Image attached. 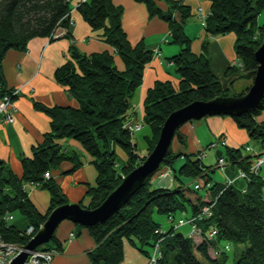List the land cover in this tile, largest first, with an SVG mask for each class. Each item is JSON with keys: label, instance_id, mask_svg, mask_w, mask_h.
Listing matches in <instances>:
<instances>
[{"label": "trees", "instance_id": "trees-1", "mask_svg": "<svg viewBox=\"0 0 264 264\" xmlns=\"http://www.w3.org/2000/svg\"><path fill=\"white\" fill-rule=\"evenodd\" d=\"M135 1L146 5L151 18L167 23L169 33L165 40L180 47L179 54L169 59L176 67L179 84L158 81L147 92L143 102L144 126H149L158 137L167 117L192 102L242 96L249 90L233 93L224 89L210 67L206 47L202 54L192 52V40L184 30L186 21L194 15L191 6L181 1L164 0L169 8L163 11L157 4L160 0ZM208 1L210 9L206 19H200L199 8L202 6L197 7L195 16L204 24L209 36H236L235 52L242 66V78L253 83L258 69L255 52L262 44L256 39V28H264V24L258 25L264 0ZM73 2L0 0V102L13 91L7 88L3 70L7 53L11 50L25 51L28 43L36 38L53 40L59 28L69 30L74 24L71 17L74 9L93 31H100L104 42L114 49V53L85 55L72 44L70 59L56 69L55 79L75 99L77 107L49 108L35 102L34 108L50 118V132L43 136L41 144L32 148L31 157L21 158V177L0 159V232L6 242L22 247L31 240L25 234L28 227H34L37 232L47 219L30 199L27 187L46 190L53 210L68 201L52 173L64 163L71 165L68 174L83 165L79 154L66 150L63 142H78L93 159L91 163L97 171V180L96 186H88L91 202L87 209L102 204L122 179L141 164L137 161L138 149L129 128L134 124L130 122L131 118L136 122L139 120L131 100L142 86L147 65L159 56L160 49L153 52L143 40L136 44L129 40L122 26L124 8L113 0ZM66 37L71 39V33ZM115 56L120 58L124 70L116 65ZM16 97L12 100L15 101ZM262 116L264 99L249 113L233 118L252 141L259 143V148L255 149L258 156L248 152L244 154L241 148L212 143L206 149L213 144L217 145L214 148L221 149L213 167L203 162L205 149L196 154L176 156L171 148L164 165L178 186L173 189L153 187L152 177L119 212L106 222L86 229L95 242V248L88 253L89 264H121L126 244L143 253L147 258L146 264L156 246L155 264H227L233 245L238 247L234 264H264V178L260 175L262 168L258 172L251 169L255 160L264 154ZM183 143L186 145V140ZM243 148L246 151V147ZM121 153L128 156L127 163L122 160ZM219 159L225 160L223 173L226 179L222 184H214L213 174L221 170ZM176 164H179L177 169ZM230 166L238 169V175L245 173V178L237 175L238 180L245 182L243 188L226 176ZM205 208H209L210 215H202ZM16 213L24 218V229L7 221V215L14 219ZM156 215L169 222L167 230L163 229ZM198 217L202 218L195 222L200 237H189L188 226L183 227L188 229L187 233L179 232L175 227L181 218L191 220ZM75 227L79 231L85 229ZM213 231L216 236L210 238ZM226 246L230 247L228 252L224 250ZM40 249L54 250L59 255L63 252V245L55 237ZM219 251L215 256L214 252Z\"/></svg>", "mask_w": 264, "mask_h": 264}, {"label": "crops", "instance_id": "crops-1", "mask_svg": "<svg viewBox=\"0 0 264 264\" xmlns=\"http://www.w3.org/2000/svg\"><path fill=\"white\" fill-rule=\"evenodd\" d=\"M73 1L74 4L80 2L79 0ZM174 1H181L192 7L194 15L186 21L184 27L186 35L192 40V52L196 55L202 54L206 47L210 67L220 79L224 89L234 90L235 87L239 89L246 80L237 71L228 72L234 63H238L235 52L236 36L227 34L212 37L206 33L204 24L195 14L198 6H202L206 13L209 12L210 2L208 0ZM113 2L124 8L122 26L130 41L136 44L143 40L149 50L160 49L159 56L154 57L152 62L147 65L142 86L135 92L131 100L137 116H142L146 94L156 82L171 81L175 85L179 84L180 78L176 67L169 59L179 54L180 47L165 40L169 33L167 23L159 18H151L145 4L135 0H113ZM157 4L163 11H167L169 8L164 0L158 1ZM175 16L179 19L178 14ZM71 17L74 24L69 30L59 28L55 32L53 40L49 38L33 39L28 43L25 51L11 50L3 60L7 88L19 93L13 102L17 108L15 121L11 124H0V159L19 177L23 174L21 158L31 157L32 148L41 144L43 136L51 129L50 118L37 111L34 108V103L37 102L49 108L77 107L75 99L55 79L56 69L70 59V46L74 44L78 51L85 55L101 52L114 53V49L104 42L101 32L93 31L76 9L72 11ZM69 32L71 39L66 37ZM115 61L118 68L124 70V65L118 56H115ZM261 118L264 119V116ZM203 121H205V126L204 124L203 126L207 127L219 139V143L225 141L227 147L234 149L250 145L251 139L247 132L240 129L233 118L216 116L197 121L196 125L194 122L187 124L192 126L186 133L185 147H188L190 143L193 149L189 153L187 149H183L182 153L196 154L205 149V143L200 140L196 131L201 125L200 122ZM63 144H65L66 150L80 153L83 165L74 173L68 174L71 165L64 163L59 170L52 173V177L62 188L69 204L80 203L87 208L91 202V197L87 194L88 186H96L97 180V171L91 163L93 159L84 156L88 153L86 154L76 141L69 140ZM214 149L217 150L215 152L217 163L218 151L221 149L220 147ZM263 167L260 175L264 178ZM237 175V168L228 167L226 176L235 180L238 186L243 188L245 182L238 180ZM153 183H156L157 187L172 189L178 186L176 181H171L169 178L161 181L155 180ZM27 191L38 211L45 215L50 206V194L36 186L27 187ZM39 202L43 204L40 206ZM59 228L60 232L58 229L56 237L63 245V252L55 257L53 264H89L88 253L95 248V242L88 231L86 229L79 231L74 224L67 221L63 222ZM74 233L77 236L72 238L71 234ZM146 263L147 258L143 253L132 245L126 244L124 260L121 264Z\"/></svg>", "mask_w": 264, "mask_h": 264}, {"label": "water", "instance_id": "water-1", "mask_svg": "<svg viewBox=\"0 0 264 264\" xmlns=\"http://www.w3.org/2000/svg\"><path fill=\"white\" fill-rule=\"evenodd\" d=\"M258 63L252 86L242 96L218 97L209 101H194L170 114L165 120L158 141L149 156L122 179L121 184L94 209L80 203L64 204L55 208L36 235L10 264H24L32 252L53 241L60 225L67 221L89 229L106 222L119 212L129 200L152 178L165 163L178 132L186 124L208 117L228 116L238 118L255 109L264 99V42L255 52Z\"/></svg>", "mask_w": 264, "mask_h": 264}, {"label": "rangeland", "instance_id": "rangeland-1", "mask_svg": "<svg viewBox=\"0 0 264 264\" xmlns=\"http://www.w3.org/2000/svg\"><path fill=\"white\" fill-rule=\"evenodd\" d=\"M82 3V2H81ZM123 16H124V13H123ZM122 16V18H123ZM264 24V9L262 11V13L260 14V16L258 17V25H262ZM256 39L258 40H261V42L263 43L264 42V28L260 29V28H256ZM155 52V50L153 51ZM237 71L238 73L242 74L241 71H242V66L239 64L237 65V63H234L230 69L228 70V72L230 71ZM244 83V82H243ZM242 83V84H243ZM252 86V82H249L246 80V82L238 88H234V91L233 89H230L233 93H244L246 91L247 88H250ZM248 92V91H247ZM19 93V92H18ZM15 109H16V114H17V108L16 106H14ZM16 116V115H15ZM137 118H139L140 121L143 122V115L142 116H137ZM205 121L203 122H200L201 125L198 126V128L196 129L197 131V135L199 136L200 140L205 143L204 144V148H205V151L204 153L206 154V157L203 158V162L205 165L207 166H215L216 165V156H215V152H217V150H215L214 148H210V149H206L207 146L210 145V143H219V139H217L215 137L214 134H212V132H210L207 127L205 128ZM189 124V123H188ZM197 123L194 122V125H196ZM204 124V126H203ZM3 125H6V124H3ZM142 125H144V123H142ZM190 126L192 125H184L178 132L180 138H175L174 142H173V145H172V153L175 154L177 156V154H182V151L183 149H187L188 153L191 152V149L192 146L191 144L189 143L188 144V147H185L186 145H184L183 141L186 140V133L189 132V128ZM132 132V131H131ZM132 136H133V143L137 145V149H138V152H137V161L138 163H142L150 154V152L154 149L157 141H158V135L153 133L152 132V129L149 127V126H143L142 130L140 132H132ZM183 138V139H182ZM217 141V142H216ZM150 142V143H149ZM78 143V142H77ZM259 143L255 142V141H252L250 140V145L249 147H252L254 149H257L259 148ZM82 147V146H81ZM244 147H248V146H244ZM83 148V147H82ZM74 150V148H71ZM241 149L243 150L244 154H246L247 152L245 151V148L241 147ZM84 152L87 154V152L85 151V149L83 148ZM70 151V150H69ZM76 154H79V156L81 157L80 153H77L76 151H74ZM83 152V153H84ZM249 154V153H247ZM84 156H88L91 158L90 155H84ZM122 160L124 161V163H127L128 162V156L126 155H123V153L120 154ZM182 160H185L184 158H182ZM165 164V163H164ZM162 165V169H160L152 178V181L155 182L156 181H161V180H166L169 178V180L173 181V177H170L169 175V171H168V168L165 167V165ZM139 166V165H138ZM179 167V164L175 165V168L177 169ZM263 170H264V167H263ZM123 172V171H122ZM124 174V172L122 173ZM168 174V176H167ZM264 175V174H263ZM213 182L214 184L215 183H219V184H222L223 182H225V174L221 171V170H216V172L213 174ZM165 182V181H164ZM153 187H157V184L155 183L153 185ZM50 198V196H49ZM40 206L43 204L42 202H39L38 203ZM54 210V209H53ZM52 208L51 206H49L47 212L45 213V216H47V218L49 217V215L52 213ZM155 218L158 220V222L161 223V225L163 226V229L164 230H167L169 227H170V224L169 222H167V220L163 217V216H158L156 215ZM13 225H16L19 229H24L26 227V222L24 221V218L21 216L20 213H16L14 215V219L11 221ZM43 226V225H42ZM41 226V227H42ZM31 227V226H30ZM28 227V229L30 228ZM40 227V228H41ZM39 228V229H40ZM38 229V231H39ZM37 231V232H38ZM34 234L32 236V238L36 235V230L34 228ZM58 232H60V228L58 230ZM179 232H182V233H187L188 232V229H185V228H179ZM77 235L74 233L73 236L71 234V237L72 238H75ZM222 247H224V244L221 245ZM237 250H238V247L236 246H231V250L229 251L228 253V261H227V264H234V260H235V257L237 255ZM23 251H21L22 253ZM20 253V254H21ZM19 255V254H18ZM17 255V256H18ZM16 256V257H17ZM15 257V258H16ZM14 258V259H15ZM12 259V261L14 260ZM201 259V257H200ZM202 260V259H201ZM12 261H10L8 264H10ZM204 262V260H202ZM205 264H207L206 262H204Z\"/></svg>", "mask_w": 264, "mask_h": 264}, {"label": "built area", "instance_id": "built-area-1", "mask_svg": "<svg viewBox=\"0 0 264 264\" xmlns=\"http://www.w3.org/2000/svg\"><path fill=\"white\" fill-rule=\"evenodd\" d=\"M88 0H80V3H84L87 2ZM199 15H200V19H206L207 17V13L202 9L199 8ZM237 65H239V63H237ZM18 95V91H12L11 93L7 94L3 100L0 102V124H11L15 121V115H16V109L14 107V101L12 100L13 97ZM130 122L134 123L133 125H131L129 128L130 130L133 132H139L142 130L143 126L142 125V121L137 120L134 121L133 118L130 119ZM223 145L226 146V142L225 141H221V143H219V145ZM216 144H213L211 146V148L216 147ZM246 152L252 154V155H256L258 156V152L257 150H255L252 147H247L246 148ZM204 157V156H203ZM219 164L221 167L222 172H224L225 170V160L224 159H219ZM264 165V154L260 157H258L255 162L252 165V171L253 172H258L262 166ZM46 178L49 179V174L46 175ZM238 178H245V173L240 172L238 175ZM228 183H231L232 181H227ZM196 188L198 189L199 186H196ZM208 214L210 215V210L209 208H205L203 211L202 215ZM7 221L11 222L13 220V216L12 215H7ZM201 217H198L196 219H191V220H186L185 218H181L179 219L176 224L175 227L178 228H183V227H189L190 231L188 233L189 237H200V231L197 228L195 222L196 220L199 221L201 220ZM171 220V219H170ZM34 227H30L29 229L26 230V235L30 237V239H32V236L34 234ZM73 236V234H72ZM214 236H216V232H212L209 237L213 238ZM25 247L16 245V244H12V243H8L4 240L1 232H0V264H8L10 261H12V259H14L18 254L21 253V251H24ZM225 251H229L230 247L226 246ZM222 252V251H221ZM224 252V251H223ZM219 252H214L215 256H218ZM156 254H157V246L154 248V253L152 258L149 259V263L148 264H155V260H156ZM56 252L54 250H43L40 249V247L32 252H29V256L27 261L24 264H53V261L56 257Z\"/></svg>", "mask_w": 264, "mask_h": 264}, {"label": "bare ground", "instance_id": "bare-ground-1", "mask_svg": "<svg viewBox=\"0 0 264 264\" xmlns=\"http://www.w3.org/2000/svg\"><path fill=\"white\" fill-rule=\"evenodd\" d=\"M203 156L205 157V153L203 154ZM204 157H203V158H204Z\"/></svg>", "mask_w": 264, "mask_h": 264}]
</instances>
